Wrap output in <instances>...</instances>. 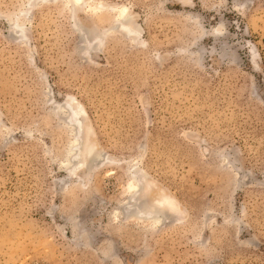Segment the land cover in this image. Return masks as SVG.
I'll return each mask as SVG.
<instances>
[{"label": "rangeland", "instance_id": "rangeland-1", "mask_svg": "<svg viewBox=\"0 0 264 264\" xmlns=\"http://www.w3.org/2000/svg\"><path fill=\"white\" fill-rule=\"evenodd\" d=\"M0 264H264V0H0Z\"/></svg>", "mask_w": 264, "mask_h": 264}, {"label": "bare ground", "instance_id": "bare-ground-1", "mask_svg": "<svg viewBox=\"0 0 264 264\" xmlns=\"http://www.w3.org/2000/svg\"><path fill=\"white\" fill-rule=\"evenodd\" d=\"M69 103H70V101L67 100L66 103L63 105V107H67V104H69ZM71 107L73 109V114H72L71 117H73L74 114H78V112H77L78 109L76 107H74V106H71Z\"/></svg>", "mask_w": 264, "mask_h": 264}]
</instances>
